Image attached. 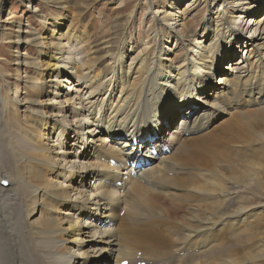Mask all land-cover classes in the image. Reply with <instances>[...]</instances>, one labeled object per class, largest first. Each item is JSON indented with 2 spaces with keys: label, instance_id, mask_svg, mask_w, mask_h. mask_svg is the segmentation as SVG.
Segmentation results:
<instances>
[{
  "label": "bare ground",
  "instance_id": "6f19581e",
  "mask_svg": "<svg viewBox=\"0 0 264 264\" xmlns=\"http://www.w3.org/2000/svg\"><path fill=\"white\" fill-rule=\"evenodd\" d=\"M149 4L151 9L153 2L149 0ZM228 5L230 17L222 9L217 11L211 43L192 42L181 65L162 58L173 52H165L164 47L153 53L158 64L141 74L138 72L152 55L150 45L156 49L167 39L184 38V14L173 12L172 5L162 17L153 13V37L147 42L149 35L142 43L144 49L135 52L127 69L122 61L128 45L125 36L115 49L106 43L108 50L99 53L75 33H56V20L49 37L35 39L44 60L30 66L41 72L33 87L45 97V101L35 102L44 108L41 122L45 126L34 131L19 122L15 133L0 136V264H110L108 255L114 256L116 264L124 259L131 264H264V251L244 253L233 262L226 260L227 234L223 240L220 235V231L238 232L254 215H249L252 209L247 196L225 192L228 185L244 183L238 177L248 172L240 169L242 160L211 156L209 143L219 142L222 137L214 132L221 129L222 136H233L234 143L240 135V145L251 149L258 140L250 136L249 121L235 111L255 106L264 118V15L255 17L250 0H233ZM249 15L254 17L246 23ZM253 27H257L255 32ZM221 30L230 46L245 44L247 58L232 61L225 67L228 73L212 83L225 58V49L212 43ZM17 41L21 43L20 37ZM74 48L80 59L74 57ZM164 62L170 64L167 72L162 71L168 65ZM192 92L205 95L203 114L194 118L182 114L181 124L169 130L180 106L178 99L187 102ZM210 93L215 94L212 100L207 98ZM12 101L20 103L17 95ZM166 103L167 108L161 109ZM11 109L5 103L0 111ZM27 109L33 115L38 113ZM223 114L230 118L209 131ZM150 125L156 128L152 141L144 135ZM44 128L47 137L42 134ZM55 132L57 141H53ZM135 141L138 146H133ZM139 158L152 165L134 176L128 163ZM112 160L120 166L111 165ZM260 161L244 165L262 168ZM222 169L236 181L222 183ZM175 170L178 179L162 176L164 171ZM196 170L200 173L195 177ZM75 179L79 180L73 183ZM153 184L182 191L187 201L209 202L190 207L182 221L175 220L174 215L159 210L161 195L146 190ZM179 221L186 225L182 227ZM255 237H237L236 242L249 243Z\"/></svg>",
  "mask_w": 264,
  "mask_h": 264
},
{
  "label": "rangeland",
  "instance_id": "374dc122",
  "mask_svg": "<svg viewBox=\"0 0 264 264\" xmlns=\"http://www.w3.org/2000/svg\"><path fill=\"white\" fill-rule=\"evenodd\" d=\"M151 1L153 2L152 8L148 9L150 6L149 0H0V99L4 102L2 107L5 106V103H10L12 108L8 112L0 111V136L8 132L15 133L14 128L19 122L27 124L34 131H40L41 125L45 126V124L41 122L43 121L41 113L44 108L39 104H35L37 101H45V97L40 96V93L36 92L33 87L34 83L40 81L41 72L31 67L30 64L36 61L42 62L44 60L43 56L40 54L41 48L35 39L40 40V37H49L52 33L51 31L56 27V20H59L56 33L65 34L67 30L68 33H75L85 40L86 46L89 49H94L99 53L108 50L105 48L106 43L112 45L113 49H115L120 45L122 37L125 36L128 45L127 49L122 52L125 53L122 55V61L125 62L124 67L127 69L131 63V57H135L137 55L136 53L144 49L142 43L147 40L149 35L150 37L147 42L153 37L151 34L154 27L153 21L155 19L153 18V13H157L158 16L162 17L163 12L167 11L170 5L174 7L172 10L173 12L180 10V12L184 14L185 26L182 32L184 38L182 40L180 38L167 39V41H164L161 45L156 47V49L152 48L150 45L149 54L152 55L149 56L148 63L144 68L138 72L141 74L148 66L153 65V63L158 64V58L157 56L154 58L153 53H159L164 47H167L163 49L167 50L165 52H168V49L173 50V52L163 54L162 58H168L171 63L181 65L184 58L188 55L187 48L191 46L192 42L196 40L203 44L209 40L208 44L211 43L213 40V32L216 28V17L220 13L217 11L222 9L226 11V14L230 17L231 5L229 7L228 4L233 2V0H225L226 3L223 2L224 0ZM250 2L254 4L253 9L256 15L255 17H262L264 15V11H262L264 9V0H250ZM177 3L178 8H176ZM192 3L196 4L192 5L191 8L187 7V5ZM221 4L223 5L222 7H220ZM253 17V15L246 17V23H249L250 19ZM155 28H157V26ZM256 28L257 27H253V32H255ZM222 32L221 30L217 40H214L212 43L213 47L222 46L225 49V52L222 53L225 58L228 57V59H230L222 63V66L226 67L230 65L232 61L235 62L238 58L240 59L243 56L246 57L247 52L244 49L245 44L241 46V44L235 43L233 47L232 45L230 46L229 43H227L228 39H225V36L221 37ZM18 37H20L21 43L17 41ZM152 43H154V39ZM180 45H182V47ZM247 47L250 48V45ZM77 50L78 49L74 48L73 55L76 59H80L81 54ZM234 53L237 55L236 57L234 55L235 58H232L231 55ZM125 56L126 59H124ZM246 58H243V60ZM223 60L224 59L221 61L223 62ZM253 61H255V58ZM164 64L168 65L162 68V71L167 72L170 68V64L165 62ZM245 65L246 64L243 66ZM137 69L138 66L134 70V73H136ZM171 70L173 69L171 68ZM224 71L228 73L226 68ZM136 76L137 75L134 74L130 81L132 82ZM219 76H214L212 83L218 80ZM85 93L86 91H84V94ZM15 95H17V99L20 101L18 105H15L12 101ZM88 97L89 95L87 94L86 98ZM202 105L203 104H201V106ZM181 106L180 104L179 109L176 110V116L178 112L181 111ZM2 107H0V109ZM27 108L35 110L36 113L38 112L37 115L30 113ZM258 109L260 108L253 106L252 109L247 108L243 112H240V110L235 111V113L243 115L246 120L249 121L248 126L252 135L250 132L247 133L250 134L252 138L256 137L259 143L258 145L255 144L250 149L248 146L240 145V142H242V137L240 135H236L238 139L234 143L233 136H226L224 134L222 136L221 129L216 130V126L227 121L230 117H223L217 122V125L213 129L214 131L216 130L214 132L216 137H222L219 138V142H212L211 140L209 143L212 150H210L212 152H210L211 156H229L232 161L236 159L242 160V162H240L242 165L240 169L248 171L238 176L244 183H235L233 186H229L227 184L229 180L231 182H235L236 180L234 177H231L228 171L222 169V173L225 175V178H221L223 181L222 183L228 185L225 192H229V194L237 193L236 195L244 194V196H247L246 202L252 209L249 215L252 213L254 215L253 218H249L248 221H246L248 222L247 225L246 222L242 223V226L238 227L239 230L237 229L238 232L234 234L220 231L222 240L225 239L224 235L227 234L226 245L228 249H226V251H228L225 253L224 258L230 262H233L235 259H241L244 253H259L264 251V118L258 115V111H260ZM182 114L183 113H180L179 116H182ZM44 121H46V118H44ZM44 130L42 134H46L47 137V129L44 128ZM53 141H57L56 132L53 135ZM253 149H255V152H253ZM239 155H242L241 159H239ZM260 156L262 161L259 160ZM253 157L257 163L259 161L261 164L263 163L262 168L258 166L254 168L253 165H244L248 164L247 161L254 163ZM177 172V170L172 172L164 171L162 172V176L166 179H178ZM168 173L172 174V176L166 175ZM199 173L200 171L197 170L193 172L195 177ZM188 176L189 175H186L185 177ZM77 180L79 179H75L72 182H77ZM1 182L3 183V181ZM87 182L89 183V181ZM154 184L153 186H148L149 188L146 190L161 195L158 197V202L161 204L159 210L161 209L162 212L165 211L170 217L174 215L175 220L179 219L182 221L190 210V207L209 202L206 200L203 202L199 200L187 201L186 198H183L185 193L182 191H174L173 188L165 186L156 187ZM253 185H257L258 189L253 187ZM141 189H145V187L141 186ZM238 190L240 193L236 192ZM135 199L138 200L137 197H135ZM189 204L192 205L190 206ZM154 209L156 211V207ZM182 224L186 225L185 222H180L182 227ZM248 224L251 225L249 226ZM240 231L244 235L241 233L239 234ZM246 232L252 234L253 237L256 236L255 240L249 243L239 242L240 244L238 245L236 238L248 237L249 234L247 235ZM255 232L256 235L254 234ZM235 236L237 237L233 239L234 242L232 238ZM258 262L259 261H256V263ZM258 264H260V262Z\"/></svg>",
  "mask_w": 264,
  "mask_h": 264
}]
</instances>
